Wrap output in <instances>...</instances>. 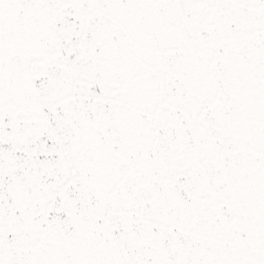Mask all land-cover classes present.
Returning a JSON list of instances; mask_svg holds the SVG:
<instances>
[{
    "label": "snow or ice",
    "instance_id": "6c2138e0",
    "mask_svg": "<svg viewBox=\"0 0 264 264\" xmlns=\"http://www.w3.org/2000/svg\"><path fill=\"white\" fill-rule=\"evenodd\" d=\"M0 264H264V0H0Z\"/></svg>",
    "mask_w": 264,
    "mask_h": 264
}]
</instances>
